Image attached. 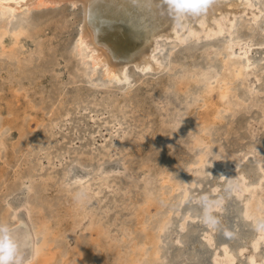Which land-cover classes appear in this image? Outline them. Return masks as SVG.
Returning <instances> with one entry per match:
<instances>
[{
	"label": "bare ground",
	"instance_id": "bare-ground-1",
	"mask_svg": "<svg viewBox=\"0 0 264 264\" xmlns=\"http://www.w3.org/2000/svg\"><path fill=\"white\" fill-rule=\"evenodd\" d=\"M63 6L81 10L75 51L82 57L83 62L89 65L90 70L85 74L90 79H94L98 72L102 71L109 82L129 86L132 84L131 67L143 73L156 72L166 78L163 80L162 87L163 90L166 89L163 96L174 108L171 106L166 108L171 118L164 122L166 125H162L164 128H159V132L164 134L162 139L165 141L160 151L162 154H170L183 143L195 152V156L188 160L185 168L184 163L169 160L155 173L149 169L144 178V201L141 205L138 203L140 210L136 211L138 213L134 217L135 221L137 220L136 224L131 225L132 227L129 225L127 230L131 232L130 234L139 231L144 237L131 249L130 242L125 241L127 243L122 244L125 246L123 250L128 248L126 256L122 255L125 251L119 250L122 248L120 240L110 235L109 229L99 218L93 220L90 228H87L90 231L89 245L77 238V246L72 252L57 246L58 239L64 234L61 230H55L47 219L41 218L39 221L36 219V215L42 212V209H39L40 206L35 202L32 203L29 196L32 188L27 189L28 196L22 199L19 196L24 193L22 191L25 187L18 185L4 197L6 207L0 210V223L14 227L20 238L26 241L25 254L29 258V264H90L92 261L97 263L94 256L100 248L105 250L109 244L106 239L110 236V239L116 240V243L110 245L117 261H120L119 264H165L161 255L165 232L172 222L175 224L174 216L180 217L178 226L183 230L189 226L191 220L199 217V211L187 207L186 203L192 198L194 190L205 183L207 176L213 174V170L217 171V179L210 188V193L215 196L207 206L208 213L216 212L219 221L229 223L227 213L231 214L233 211L226 210L227 202L234 196L246 197L245 206L239 216L252 219L255 229L251 236L248 234L240 236L241 220L238 218L234 221L237 224L229 231L230 237L239 232L237 237L240 236V240L234 242L233 248L222 243L221 251H216L213 256L215 264H264V254L260 253L261 245L264 243V141H258L252 127L251 135L250 133L245 135L246 138L254 139L256 143L249 149H241L240 153H236L224 148L221 140L215 137L217 127L225 123L227 118H234L241 112H253L264 97L262 90L256 88V81L261 80V72L264 71V68H260L253 61L252 51L257 43H253L249 38L235 36L245 26H249L251 31L256 28L260 19L264 17V0H215L206 13L175 21L163 0H147L146 3H139L138 0H0V11L7 16L6 20L0 18V55H6L20 63L24 61L25 47L28 46L26 39L31 37L32 30L27 24L11 28L9 24L12 19L18 15ZM225 33L228 37L221 48L213 47L202 54L188 55V58L193 59L191 67L184 64L176 66L174 63L173 54L180 45L197 43L201 38H215ZM12 84L11 80V87ZM101 85L103 84L98 86ZM239 85L245 87L244 96L240 95ZM21 90L17 88V91ZM110 95L107 97L109 104L114 106L115 110L123 109L122 101ZM174 98L178 102L169 103V100ZM5 100V96L0 95L2 159L3 151L8 148L11 139L8 135L9 130L14 128L19 130L20 142L27 136L25 124L23 130L20 125L13 124L14 121L19 122L20 114L15 115L17 117L13 122L6 118L5 113L13 115L15 108L3 107L2 102ZM36 109L37 105L31 104L29 110L27 108L23 111L26 117L24 119L37 120V127L32 130L35 134L46 126L47 120L45 115L42 117ZM191 115L196 116L193 122L189 120ZM50 122L54 123L55 119H51ZM231 131L226 129L225 136L230 137ZM144 134L146 136V133ZM115 136L118 139L115 143L122 142L123 137L118 134ZM128 139L124 143L129 144L131 149L138 145V136H131L130 140ZM141 140H143L141 143H144L145 140ZM166 145L168 146L164 147ZM49 155L52 156V153ZM107 156L108 154L102 153L99 158H92L91 163H84L73 157L72 162L92 167L94 180H102L100 183L102 184L105 182L103 179L107 180L110 173L119 169V166L109 164ZM248 159L255 163L252 168L255 170V177L252 180L248 176L250 166L246 165ZM72 164L67 167L66 182L76 174ZM38 166L39 164H35L33 167L38 169ZM2 170L0 169V179H4L6 173ZM53 177L50 175V179ZM81 181H84V178ZM157 182L160 186H157ZM91 190H93L91 185L86 183L83 185L81 191L86 194V200L94 198ZM101 191H95L94 196L99 197ZM14 193L21 194L18 195V200L15 198V201H12L9 197ZM208 195L201 193L198 198L205 199ZM84 199L78 202H83ZM171 199H177V209L167 212L164 208ZM207 221L211 223L215 219L208 215ZM215 230L212 226L211 233H208L207 240L210 243H212L210 235ZM130 234L126 232L125 237ZM226 235L229 236V233L226 232ZM130 237L127 239H131ZM110 249L112 251V248Z\"/></svg>",
	"mask_w": 264,
	"mask_h": 264
},
{
	"label": "rangeland",
	"instance_id": "rangeland-1",
	"mask_svg": "<svg viewBox=\"0 0 264 264\" xmlns=\"http://www.w3.org/2000/svg\"><path fill=\"white\" fill-rule=\"evenodd\" d=\"M80 17L79 8L63 6L58 9H44L18 15L9 24L11 28L19 24H27L32 30V35L26 39L28 46L25 47L26 55L23 56V63L9 59L6 55H0V95L6 98L2 104L5 108L13 106L15 108V114L9 116L5 113L6 118L13 122L17 117L15 115L20 114L19 122L14 121L13 124L20 125L22 130L25 124L27 130V136L22 142L17 128L8 132L10 143L3 151V159L0 158V169L6 172L4 179H0V210L6 207L4 197L18 185L26 189L22 191L23 194L20 193L19 197L22 199L28 196L27 189L32 188L29 195L32 203L35 202L40 206L39 209H42V212L36 215V219L38 221L41 218L47 219L55 230H61L64 234L58 239L57 246L72 252L77 246V238L89 245L90 231L87 228H90L93 220L99 218L105 223L112 237L120 240L121 245L130 242L131 249L144 237L139 231L130 234L131 232L127 230L129 225L136 224L137 220L135 221L134 217L144 201V178L149 173V169L150 172L155 173L169 160L182 162L185 168L188 160L194 158L195 152L183 143H180L170 154H162L160 151L165 141L162 139L164 134L159 132V128H164L163 126H166L164 122L171 118L166 112V108L171 105L163 96L166 89L163 90L162 86L166 78L161 74L152 71L143 73L131 67L132 84L129 86H125L124 83L109 82L102 71H99L94 79H90L85 74L90 70L89 65H86L75 51ZM0 18L6 20L7 16L0 11ZM235 36L249 38L253 43H257L252 51L253 61L260 68H264V43H262L264 17L253 31L249 26H245ZM226 37L228 36L225 33L215 38H201L197 43L180 45L173 54V61L176 66L184 64L191 67L193 59L188 58L190 54H202L213 47L221 48ZM256 82V88L262 90L264 94V71L261 72V80ZM99 84L103 85L98 86ZM17 88L24 89L17 91ZM238 88L240 95L244 96L245 87L239 85ZM109 94L113 96L112 98L116 97L122 101L123 109L115 110L114 106L109 104L107 100ZM175 100V98L171 99L169 103L176 104L178 101ZM31 104L37 105L36 112L42 117L45 115L47 119L46 126L37 134L32 132L37 127V120L24 119L26 117L23 115V111L27 108L29 110ZM262 110H264V97L253 112H241L234 118H227L226 122L222 123L225 127L220 124L215 131L216 139L221 140L220 143L227 150L240 153L239 150L249 149L256 143L254 139L246 138L245 135L246 133L251 135L250 129L253 127L252 130L256 133L258 141L263 142L264 112ZM195 117L191 115L189 120L193 122ZM51 119H55L52 124ZM226 129L232 130L230 137L225 136ZM117 134L123 137L122 142L115 143L118 140L115 136ZM135 135L140 139L137 140L140 147L136 145L131 149L129 144L124 142ZM141 139L145 140L144 143H141L143 141ZM49 153H52V156ZM102 153L108 154L110 165L119 166V169L108 175L107 180L106 175L104 176L105 182L102 184H100L102 180H94L92 167L72 162L76 157L81 162L91 163L92 158H99ZM35 164H39L38 169H34ZM69 164L76 169V174L66 182V170ZM246 165L252 166H249L248 170V176L252 180L255 177V170L252 169L255 163L252 159H248ZM126 168H130L129 171ZM50 175L54 176L53 179H50ZM82 178L84 181H81ZM216 179L217 171L213 170V174L207 176L205 183L192 193V198L186 204L187 207L198 210L199 217L191 220L185 230L178 226L180 217L174 216L175 224L172 222L165 232V243L161 245V255L165 264H215L213 256L216 251H221L222 243L233 248L234 242H239L241 235L251 236L255 232L253 220L239 216L245 206L246 197L234 196L227 202L226 210L233 211L231 214L227 213L229 223L219 221L216 212L208 214L212 215L215 221L211 223L207 221L205 207L215 196L210 193V188ZM85 183L92 186L91 195L94 198L91 200L85 198L79 203L75 199V194L81 192ZM156 184L160 186L159 182ZM95 191H101L99 197L94 196ZM201 193L209 195L205 199L198 198ZM18 195L14 193L9 198L15 201V198L18 200ZM176 205L177 199H171L164 210L167 212L171 209L175 210ZM238 218L241 220L239 221L241 233L238 232L240 236L237 237V233L230 237L229 231L231 228L234 229V224H237L234 221ZM212 226L216 230L210 235L212 239L210 243L207 236L211 233ZM126 232L131 237H125ZM110 237L106 239L109 246L106 245L105 250L100 248L95 254L97 263L92 261L90 264H119L120 261H117L113 247L110 245L116 243V240L111 238L112 242ZM129 237L131 239H127ZM124 247L122 245L119 250L125 251L122 255L126 256L128 248L123 250ZM260 253L264 254V243L261 245Z\"/></svg>",
	"mask_w": 264,
	"mask_h": 264
},
{
	"label": "clouds",
	"instance_id": "clouds-1",
	"mask_svg": "<svg viewBox=\"0 0 264 264\" xmlns=\"http://www.w3.org/2000/svg\"><path fill=\"white\" fill-rule=\"evenodd\" d=\"M146 3L147 0H138ZM215 0H163L167 5L168 12L175 20L187 17L200 16L207 12ZM86 198L81 191L75 194V199L80 201ZM205 207V215H208ZM0 264H29V258L25 254V244L14 227L0 223Z\"/></svg>",
	"mask_w": 264,
	"mask_h": 264
}]
</instances>
